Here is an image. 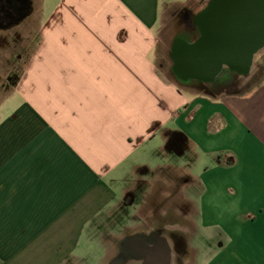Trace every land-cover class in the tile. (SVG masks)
<instances>
[{"label": "crops", "instance_id": "obj_1", "mask_svg": "<svg viewBox=\"0 0 264 264\" xmlns=\"http://www.w3.org/2000/svg\"><path fill=\"white\" fill-rule=\"evenodd\" d=\"M210 1L0 0V264H106L161 228L184 264H264V82L175 67Z\"/></svg>", "mask_w": 264, "mask_h": 264}, {"label": "water", "instance_id": "obj_2", "mask_svg": "<svg viewBox=\"0 0 264 264\" xmlns=\"http://www.w3.org/2000/svg\"><path fill=\"white\" fill-rule=\"evenodd\" d=\"M198 18L201 39L176 47L181 66L187 60L198 63L197 69L186 72L211 78L225 65L236 75L247 74L254 55L264 46V0H211ZM171 256V247L160 233L140 234L128 237L106 264H171Z\"/></svg>", "mask_w": 264, "mask_h": 264}, {"label": "flooded vegetation", "instance_id": "obj_3", "mask_svg": "<svg viewBox=\"0 0 264 264\" xmlns=\"http://www.w3.org/2000/svg\"><path fill=\"white\" fill-rule=\"evenodd\" d=\"M20 1V0H18ZM11 7H16L17 11H13L10 12L7 8V12L3 13L2 16V20L1 21H6V19H8L9 17H15L17 18V16L20 14V10L22 5H18L17 2H13L11 4H9ZM6 10V9H3ZM197 26L198 30L200 31V26H199V18L198 16L195 17L194 19H190L189 21L186 22V24H184V26H182V30L181 32L186 34V32H188V35H190V31L193 29V27ZM178 44V43H177ZM176 49V48H175ZM174 49V55L178 57L177 55V51ZM177 57L175 58V62H176V69L178 71H180L181 69V63L179 61H177ZM180 59V57H178ZM251 67V66H250ZM250 70V69H249ZM249 73V71H248ZM244 74V75H248ZM240 75H236L234 72H231L227 66H223L221 67L211 78H207L206 79H212L211 82L206 83L205 86V91L207 93L210 94H215L218 91H223L225 93H230V92H236V88L238 86V77ZM197 77V76H196ZM200 78V77H198ZM161 232L163 234H167L166 237L168 239H170V247H171V264H172V258L173 255H175L176 257V261L178 262V264H184V257L186 256V251L187 249H185L184 245H183V241H182V235L179 233L178 230H175L174 232L172 231H167L165 232L162 228H161ZM133 264H136V261H133Z\"/></svg>", "mask_w": 264, "mask_h": 264}, {"label": "rangeland", "instance_id": "obj_4", "mask_svg": "<svg viewBox=\"0 0 264 264\" xmlns=\"http://www.w3.org/2000/svg\"><path fill=\"white\" fill-rule=\"evenodd\" d=\"M212 6H214L212 8L215 9L217 7V3L213 4ZM216 23H219V22H216ZM170 24H171V22H169V24H167V22H166L161 27V30H160L161 35H168V34L172 33V30H174V28H176V27H173ZM196 32H199L198 27L194 25V27L190 31V33L194 34ZM185 35L189 36L188 32H186ZM165 50L167 51V48ZM177 61H179L181 63V61L178 57H177ZM185 64H183V67L185 69H187V71L198 68V65H197L198 63H196L195 61L190 62L187 60L186 66H185ZM6 66L7 65H6L5 59L0 58V76L6 77V71H7ZM237 80H238V86H237L236 90L241 91V92H245L248 89L251 90V88H256L262 82H264V46L256 55H254L252 65L250 67V72L248 73V75H240ZM6 86H7V84H5V81L0 84V95L2 96V98H5V96L7 95ZM201 92H204V91H201ZM261 100H262V98H261ZM258 111L259 112L261 111V107L258 108ZM247 124L250 125L249 122H247ZM183 159H185V157ZM164 235H167V234L165 233ZM185 255L186 256L184 257V262L187 263V261H188L187 259L190 255L188 250L186 251ZM98 263H99L98 260L96 258H94L87 264H98ZM133 263L134 262L131 261L129 264H133ZM172 264H178V262L176 261L175 255H173V258H172Z\"/></svg>", "mask_w": 264, "mask_h": 264}]
</instances>
